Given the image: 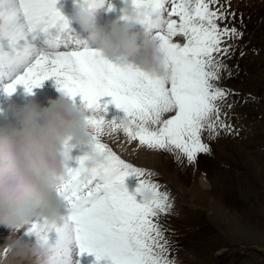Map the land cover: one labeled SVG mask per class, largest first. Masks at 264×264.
<instances>
[{
    "label": "snow or ice",
    "instance_id": "snow-or-ice-1",
    "mask_svg": "<svg viewBox=\"0 0 264 264\" xmlns=\"http://www.w3.org/2000/svg\"><path fill=\"white\" fill-rule=\"evenodd\" d=\"M92 2L108 3L109 10L114 7L110 0ZM131 3L141 12L140 23L156 35L166 54L164 76L147 73L136 64L121 65L117 58L75 39L69 19L57 7L58 0H0V40L6 38L11 49L5 51L0 43V86L8 95L18 85L32 94L54 77L59 90L73 99L81 96L91 110L95 146L104 158L86 175L85 158L78 157L79 167L69 166L67 177L58 186L70 212L65 223L54 229L59 238L51 244L48 264H78L77 248L81 254L95 253L97 264L102 260L109 264H175L158 223L172 208L170 193L161 191L149 178L150 172L125 162L101 140L107 112L101 97L110 96L108 103H115L128 118L127 123L123 118L109 121V128L122 129L152 149L179 150L190 163L198 154L210 151L202 140L205 130L216 135L220 127L229 130L219 119L218 102L229 90L215 83L225 67L217 57L229 52L226 39L242 33L234 26L221 27L219 21L228 19L227 6L222 0ZM212 4L220 7L213 10ZM177 35L186 42H173ZM68 147L71 150L74 145ZM130 175L139 179L136 191L140 200L125 186ZM145 188L153 193L150 199L143 196ZM52 230L44 221H31L27 227L28 234L48 242Z\"/></svg>",
    "mask_w": 264,
    "mask_h": 264
},
{
    "label": "rangeland",
    "instance_id": "rangeland-1",
    "mask_svg": "<svg viewBox=\"0 0 264 264\" xmlns=\"http://www.w3.org/2000/svg\"><path fill=\"white\" fill-rule=\"evenodd\" d=\"M117 1H113L115 6ZM222 3L227 6L228 19L219 21L221 27L234 26L242 35L226 39L231 46L229 52L217 57L225 67L215 83L229 90V95L218 102L219 119L229 130L220 127L218 135L207 130L202 133V140L210 147L207 154L200 153L190 163L179 150L141 145L122 129L107 126V119L119 121L125 113L115 103H108L110 96L100 98L101 105H107L101 140L125 162L150 172L149 178L161 186V191L170 193L171 201L176 194L171 211L158 219L167 238L169 258L175 264H264V0H222ZM121 6L125 7V3ZM218 7L210 5L213 10ZM113 16L114 13L106 17ZM173 38L176 43L186 40L180 35ZM36 94L33 92L31 96ZM58 94L57 90L53 97ZM74 99L86 106L81 96ZM171 115L174 112L164 118ZM116 134L123 145L144 153L142 160L135 158L143 166L125 159L109 144L117 139ZM70 143L88 149V145L75 140ZM130 176L127 181L133 186L131 194L140 200L136 191L139 179ZM80 259L97 264L95 253L85 252ZM100 264L109 262L102 260Z\"/></svg>",
    "mask_w": 264,
    "mask_h": 264
},
{
    "label": "clouds",
    "instance_id": "clouds-1",
    "mask_svg": "<svg viewBox=\"0 0 264 264\" xmlns=\"http://www.w3.org/2000/svg\"><path fill=\"white\" fill-rule=\"evenodd\" d=\"M100 6L80 0L75 11L97 49L117 58L121 65L136 64L147 73L166 75V54L159 39L148 31L141 40L135 30L141 12L131 0L124 7L122 17L126 18L113 20L110 27L97 24L95 13ZM59 93L47 105L35 99L13 102L0 115V225L25 226L36 216L43 217L53 230L65 223L70 208L58 186L68 175L70 141L88 145L83 155L84 174L90 175L104 162L95 146L89 109L67 93ZM123 119L128 122L126 116ZM152 195L151 189L145 188L143 196L150 199ZM51 253L48 241L32 243L13 234L0 245V264H48Z\"/></svg>",
    "mask_w": 264,
    "mask_h": 264
},
{
    "label": "bare ground",
    "instance_id": "bare-ground-1",
    "mask_svg": "<svg viewBox=\"0 0 264 264\" xmlns=\"http://www.w3.org/2000/svg\"><path fill=\"white\" fill-rule=\"evenodd\" d=\"M114 0H110V3L112 4V5H114V7L111 9V10H109V6H108V3H104L103 5H101L97 10H99L100 12H102L103 13V16H105V14H107V12L109 11L110 12V14H109V16L110 15H112V13H114V15L115 16H113V20L115 19H118L123 13H124V6H121V5H123V2H119V0L117 1V4H118V6H115V2H113ZM62 4L63 5H65V7H64V9L62 10V12L65 10V9H69V8H71V7H73V6H76L77 5V0H72V1H70V0H66V1H64V2H62ZM61 8H62V6H60ZM105 13V14H104ZM73 16V15H72ZM108 16V17H109ZM122 17V16H121ZM71 22H75V19H74V17H72V21ZM82 30H84V29H79V32L80 31H82ZM144 33H145V31H144ZM87 34V33H86ZM144 37V36H143ZM174 39V38H173ZM0 43H3V44H6L9 48H10V46H9V44H8V42H7V39L5 38L4 40H0ZM5 47V46H4ZM111 58V57H110ZM44 83H46V84H51V85H54L55 86V89H57V90H59L58 89V86H57V84H56V80H55V78L54 77H52V78H49V79H47V80H45L44 82H43V84ZM20 87H24L23 85H19ZM51 90H53V88L51 87ZM4 92V90L2 89V92L1 93H3ZM34 93H37V92H34ZM59 95V94H58ZM36 96H37V94H36ZM36 96H31V98H35ZM11 97V99H15L14 98V96L13 95H11L10 96ZM54 98V97H53ZM23 103V102H22ZM82 106V105H81ZM3 106L0 104V109L2 108ZM1 115V114H0ZM103 135L104 134H102V136L101 137H103ZM117 135L118 134H116V138L117 139H114L113 140V142L112 143H109L112 147H114L116 150H119L118 152H120L121 154H123V157H125V159L127 158L128 160H130V161H133L135 164H138V165H140V166H143V165H141V164H139V163H137L136 161H135V158H137V157H139L140 158V160H142L143 158H144V153H142V152H140V151H137L136 152V150L133 148H129L127 145H123L122 144V142L119 140V137H117ZM104 140H105V138H103ZM106 142H108L107 140H105ZM71 144V143H70ZM108 145V144H107ZM111 148V147H110ZM71 153H75V154H80V155H83L84 153H81V151H77L76 149H74V148H72L71 149ZM71 162H70V164H75L76 163V161L73 159H71L70 160ZM76 164H78V166L77 167H79V161L76 163ZM75 164V165H76ZM132 164V163H131ZM74 165V166H75ZM76 167V166H75ZM74 168V167H73ZM129 177H131V176H129ZM129 177H126L125 178V182L124 183H127V182H129V181H127L128 180V178ZM132 184V183H131ZM135 185V184H134ZM126 187H129V185H125ZM131 187L133 188V186L131 185ZM127 189H130V187L129 188H127ZM133 191V190H132ZM130 194H131V190H129L128 191ZM133 195H134V193H133ZM141 198V197H140ZM139 198V199H140ZM177 206V205H176ZM179 206V205H178ZM177 206V207H178ZM43 217H40V216H36V217H34L33 218V220L32 221H43ZM27 227H28V225H25V226H16V227H14V228H9V227H7V226H5V225H0V245H4V244H6L7 242H8V239H9V237L10 236H12L13 234H15L16 236H19V237H21V238H23V239H25L26 241H28V242H32V243H34L35 241H36V239H37V237H36V235L35 234H28L27 233ZM59 238V234L55 231V230H52L50 233H49V243L50 244H55V242L57 241V239ZM87 254H89L88 252H86ZM90 256H91V254H90ZM92 257H93V255H92ZM75 260L78 262V264H90V263H88L87 261H86V263H85V260L84 261H81L80 259H79V257H78V252H77V249H76V254H75ZM88 260V259H87Z\"/></svg>",
    "mask_w": 264,
    "mask_h": 264
}]
</instances>
